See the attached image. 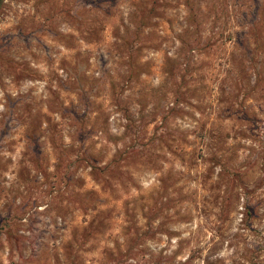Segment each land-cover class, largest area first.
Instances as JSON below:
<instances>
[{
    "label": "rangeland",
    "instance_id": "rangeland-1",
    "mask_svg": "<svg viewBox=\"0 0 264 264\" xmlns=\"http://www.w3.org/2000/svg\"><path fill=\"white\" fill-rule=\"evenodd\" d=\"M0 264H264V0H0Z\"/></svg>",
    "mask_w": 264,
    "mask_h": 264
}]
</instances>
